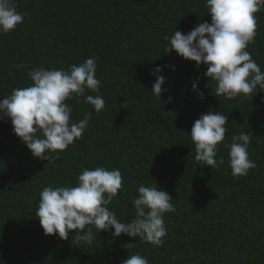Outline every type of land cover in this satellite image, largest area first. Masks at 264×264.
<instances>
[{
    "label": "trees",
    "instance_id": "trees-1",
    "mask_svg": "<svg viewBox=\"0 0 264 264\" xmlns=\"http://www.w3.org/2000/svg\"><path fill=\"white\" fill-rule=\"evenodd\" d=\"M16 6L27 16L0 35V99L29 86L31 68L68 69L94 56L100 92L86 95H102L105 107L97 113L84 97L66 101L73 122L86 112L92 117L82 138L50 161L32 156L10 119L0 121V264H122L135 253L150 264H264V90L245 99L216 97L214 82L205 87L204 65L165 53V35L211 22L205 0H16ZM255 15L256 36L246 50L264 71V9ZM158 66L168 89L160 99L151 91ZM197 77L203 101L192 91ZM209 109L228 116L219 169L195 160L190 137ZM243 131L253 135L249 156L257 168L237 178L224 144ZM97 166L123 175L109 205L122 223L135 216L140 185L170 194L177 211L165 215L162 245L113 237L114 229L98 232L92 246L77 245L74 232L67 240L44 234L36 217L43 187L74 186L84 168Z\"/></svg>",
    "mask_w": 264,
    "mask_h": 264
},
{
    "label": "clouds",
    "instance_id": "clouds-1",
    "mask_svg": "<svg viewBox=\"0 0 264 264\" xmlns=\"http://www.w3.org/2000/svg\"><path fill=\"white\" fill-rule=\"evenodd\" d=\"M211 22L198 23L183 34L174 30L163 37L165 53L175 51L185 60L194 61L196 67L204 65L203 74L208 83L214 82L210 94L232 100L245 99L257 89L264 90V71L252 58L247 47L257 31L256 13L264 9V0H205ZM26 12L17 10L16 0H0V35L15 31L24 22ZM16 65L17 69L24 68ZM175 70V66H171ZM97 58L89 57L68 69H47L43 65L27 70L32 83L14 88L0 99V121L11 120L13 133L30 150L35 158L50 161L57 159L76 140L82 138L89 126L91 112L83 119L73 122V108L66 101L73 98L94 107L99 113L105 107L102 95H86L88 90L100 92L101 81L96 78ZM163 68L156 67L152 74L155 83L152 93L160 99L166 78L160 75ZM199 77L192 83V91L198 99H205L199 89ZM228 116L224 112L209 109L193 124L190 137L195 150V160L211 169H219L225 163L218 156L220 145L228 132ZM253 139L245 131L234 134L228 149V165L234 177L247 176L257 164L249 156ZM56 153V155H52ZM123 188V175L117 168L111 170L97 166L84 168L74 186L52 185L43 187L39 193L36 217L45 235L58 234L62 240L74 232L77 245L83 242L92 246L98 232H111L113 237L122 234L160 246L167 235L165 215L175 213L173 198L168 192L155 186L140 185L132 201L135 216L121 222L109 205ZM95 229V231L93 230ZM131 244H127L129 249ZM122 264H150L140 253L131 254Z\"/></svg>",
    "mask_w": 264,
    "mask_h": 264
}]
</instances>
